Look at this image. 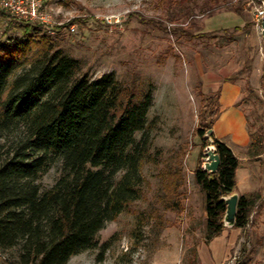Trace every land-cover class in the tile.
I'll return each instance as SVG.
<instances>
[{
	"label": "rangeland",
	"instance_id": "1",
	"mask_svg": "<svg viewBox=\"0 0 264 264\" xmlns=\"http://www.w3.org/2000/svg\"><path fill=\"white\" fill-rule=\"evenodd\" d=\"M238 2L42 0L50 23L32 25L52 36L61 29L53 47L77 60L81 73L92 80L112 73L127 90L152 94V148L141 169L140 198L98 232L97 248L67 264H203L201 249L214 258L203 247L204 195L192 169L203 150L195 130L213 120L223 80L240 87L237 101L252 141L264 139V43L251 14L264 0H246L235 14ZM109 15L119 23H105ZM73 21L75 32L69 33L66 24ZM21 23L0 8V41L20 38L14 27ZM260 158L250 166L246 186L239 174L238 188L252 191V206L244 228L221 231L232 247L224 254L220 249L219 264H264V152ZM60 173L56 162L40 178V188L53 186ZM0 264H16L15 252H0Z\"/></svg>",
	"mask_w": 264,
	"mask_h": 264
},
{
	"label": "trees",
	"instance_id": "2",
	"mask_svg": "<svg viewBox=\"0 0 264 264\" xmlns=\"http://www.w3.org/2000/svg\"><path fill=\"white\" fill-rule=\"evenodd\" d=\"M14 28L20 38L0 41V252H15L16 264H67L97 248L98 232L140 198L152 148V94L127 90L112 73L94 80L81 73L77 60L53 47L61 29L52 36L39 25ZM214 102L213 120L195 130L203 148L218 117V94ZM212 138L217 171L209 175L199 162L192 174L204 195L206 244L223 230L220 199L235 190L239 165ZM249 138V156H260L263 137ZM56 162L60 175L41 189L40 178ZM251 206L249 196L238 198L233 228L247 225Z\"/></svg>",
	"mask_w": 264,
	"mask_h": 264
},
{
	"label": "crops",
	"instance_id": "3",
	"mask_svg": "<svg viewBox=\"0 0 264 264\" xmlns=\"http://www.w3.org/2000/svg\"><path fill=\"white\" fill-rule=\"evenodd\" d=\"M236 25L234 28L242 27ZM228 29V28H224ZM218 102H219V113L218 117L213 123L211 129L213 131V137L219 142L227 145L232 151L234 157L238 159L239 165L235 171V190L238 192L239 197L241 195H249L252 193L250 189L247 187H243V189L238 188L239 184V174L242 179L243 185L246 186L248 180H250V166L256 164H260V156L251 158L248 154V147L250 143L249 131L247 130V120L242 111L239 109L238 97L240 96V87H237L235 84L229 82V80H223L218 84ZM200 153V151H199ZM198 154V161H199ZM197 161V163H198ZM197 166V165H195ZM196 167H193L192 171H194ZM205 218V213H204ZM206 219V218H205ZM224 230V229H223ZM205 231V230H204ZM189 233H193V231H188ZM225 236V232H222L220 236L214 237L212 241L207 244L203 243V247L206 248V252L208 254L211 252L214 258L211 259L209 255L208 257H204V250H199L202 254L201 260L203 264H219V251L221 249V253L224 254L225 249L228 247L231 248V244L223 240ZM204 258L205 260H203ZM206 261V262H205ZM205 262V263H204Z\"/></svg>",
	"mask_w": 264,
	"mask_h": 264
},
{
	"label": "built area",
	"instance_id": "4",
	"mask_svg": "<svg viewBox=\"0 0 264 264\" xmlns=\"http://www.w3.org/2000/svg\"><path fill=\"white\" fill-rule=\"evenodd\" d=\"M0 8L17 21L41 25H49L50 23L49 15L42 10V0H1ZM251 14L253 15L254 27L260 34L261 28L264 27V2L255 4ZM119 21L120 18L114 15H109L105 18V23L108 25H116ZM68 31L69 33H74V26H70ZM49 34L53 35V32L49 30Z\"/></svg>",
	"mask_w": 264,
	"mask_h": 264
},
{
	"label": "water",
	"instance_id": "5",
	"mask_svg": "<svg viewBox=\"0 0 264 264\" xmlns=\"http://www.w3.org/2000/svg\"><path fill=\"white\" fill-rule=\"evenodd\" d=\"M260 38L264 43V27L261 28ZM213 131L210 128L203 135L202 140L206 141V145L202 150L201 160V170L209 175L214 174L219 166L218 156L216 154V147L213 144ZM239 194L236 190H233L227 196L222 197L220 200L225 204V212L222 218L223 229L228 230L233 228L235 222V215L238 206Z\"/></svg>",
	"mask_w": 264,
	"mask_h": 264
}]
</instances>
